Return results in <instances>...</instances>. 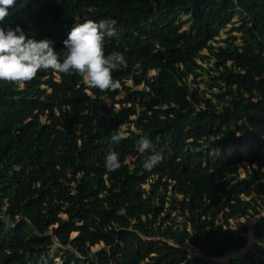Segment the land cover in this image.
<instances>
[{
    "label": "trees",
    "instance_id": "1",
    "mask_svg": "<svg viewBox=\"0 0 264 264\" xmlns=\"http://www.w3.org/2000/svg\"><path fill=\"white\" fill-rule=\"evenodd\" d=\"M53 247L264 264V0H0V264Z\"/></svg>",
    "mask_w": 264,
    "mask_h": 264
},
{
    "label": "rangeland",
    "instance_id": "2",
    "mask_svg": "<svg viewBox=\"0 0 264 264\" xmlns=\"http://www.w3.org/2000/svg\"><path fill=\"white\" fill-rule=\"evenodd\" d=\"M222 36H224V37L226 36L225 32H222ZM79 54L82 57L90 58V54L88 52L83 51V50H79ZM97 62H99V60L95 61L92 59L90 62V65L94 66L96 71H99L101 69V66H98ZM86 84H88V77H86ZM102 87H105V84H102ZM124 97H125V94L121 93V94L117 95L115 97V99L116 100H122V99H124ZM239 150L243 151L245 154L248 153V150L245 146H242ZM232 152H233V148H229V149H227V151L225 153H222V154L215 153L213 155L214 156L220 155L222 158L226 159V158H229L231 156ZM239 167L242 168L241 165ZM253 221H254V219H249V225H250V241H249V243H251V241H252V239H251V226L253 224ZM242 252H243V250H233L228 254V256L238 255L239 253H242ZM59 253H61L60 250L56 247H53L52 252L50 254V258L46 261V263L53 260L55 262V264H60V257L57 256ZM192 253L197 254L196 250H192Z\"/></svg>",
    "mask_w": 264,
    "mask_h": 264
},
{
    "label": "water",
    "instance_id": "3",
    "mask_svg": "<svg viewBox=\"0 0 264 264\" xmlns=\"http://www.w3.org/2000/svg\"><path fill=\"white\" fill-rule=\"evenodd\" d=\"M258 218V217H257ZM253 228H252V226H251V239H252V241H251V243H250V245L248 246V247H246V248H244V249H241V250H247L248 248H250V246L252 245V243L254 242V239H253ZM190 252L192 253V250H190ZM197 252V251H196ZM198 253V252H197ZM232 256H228V258H227V260H225L224 262H226V261H228L230 258H231ZM210 261H214V262H218L217 260H215V259H213V258H208Z\"/></svg>",
    "mask_w": 264,
    "mask_h": 264
}]
</instances>
